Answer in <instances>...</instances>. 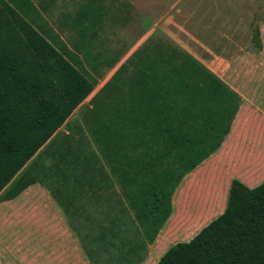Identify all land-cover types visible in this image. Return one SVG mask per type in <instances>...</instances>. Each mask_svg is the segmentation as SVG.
Masks as SVG:
<instances>
[{"label":"trees","instance_id":"16d2710c","mask_svg":"<svg viewBox=\"0 0 264 264\" xmlns=\"http://www.w3.org/2000/svg\"><path fill=\"white\" fill-rule=\"evenodd\" d=\"M99 15L89 0L68 16L78 42ZM39 18L31 0H0V189L112 173L137 187L132 207L152 242L183 176L229 133L240 95L181 47L148 36L90 98L77 137L56 138L94 83L79 60L83 44L69 48ZM156 264H264V180L232 178L223 211Z\"/></svg>","mask_w":264,"mask_h":264},{"label":"rangeland","instance_id":"374dc122","mask_svg":"<svg viewBox=\"0 0 264 264\" xmlns=\"http://www.w3.org/2000/svg\"><path fill=\"white\" fill-rule=\"evenodd\" d=\"M31 1L39 12V22L46 29L57 34L71 49L74 43L83 44L78 54L94 83L92 93L57 130L56 138L65 133L73 139L77 137L82 115L95 89L103 85L148 36L181 47L218 73L242 97L243 116L233 122L231 138L199 164L198 173L188 175L198 184L197 188L176 187L165 235L155 246L156 252L149 264L170 245L189 240L209 221L200 218L204 203L210 199L213 207H220L232 178L246 185L264 180V173L247 171L248 163L259 167L264 159L261 32L257 39L252 38L255 27L264 28V0H95L100 15L85 42H78L68 16L78 13L89 0ZM44 158L46 164L51 162V158ZM208 180L213 183L212 191L215 190L211 194L203 193L204 186H200ZM198 192L205 202L193 198Z\"/></svg>","mask_w":264,"mask_h":264},{"label":"crops","instance_id":"0c3cea01","mask_svg":"<svg viewBox=\"0 0 264 264\" xmlns=\"http://www.w3.org/2000/svg\"><path fill=\"white\" fill-rule=\"evenodd\" d=\"M256 29L258 35L261 32L260 44L264 52V28L255 27L254 33ZM254 33L252 38L257 39ZM79 60L83 64L80 57ZM212 72L219 76L215 71ZM99 88L95 89L91 97ZM241 103L230 131L218 150L231 138L233 122L243 116L240 110ZM76 108L69 116L73 115ZM84 114L81 119L83 128ZM263 160L260 161L259 167L255 163H248L247 171L264 173ZM224 161L226 163V160L222 162ZM197 167L185 174L177 187L188 190L197 188L198 184L190 178L192 176H188L198 173ZM91 175L96 179L95 184H92L94 181H89L86 184L65 186L33 183L21 187L9 184L2 187L0 189V264H149L153 253L156 252L155 246L165 235L170 216L154 240L149 242L132 207L136 202L133 193L138 191L137 187L118 184L114 175L109 172L91 173ZM89 176L90 173L87 177ZM200 186H204L203 193L211 194L215 191H212L211 180ZM227 190L220 207H213L210 199L205 202L201 192L193 195L195 200L201 199L205 202L201 219L211 220L213 214L215 217L223 211ZM157 260L153 264H156Z\"/></svg>","mask_w":264,"mask_h":264}]
</instances>
